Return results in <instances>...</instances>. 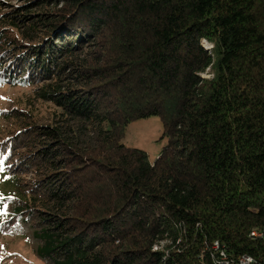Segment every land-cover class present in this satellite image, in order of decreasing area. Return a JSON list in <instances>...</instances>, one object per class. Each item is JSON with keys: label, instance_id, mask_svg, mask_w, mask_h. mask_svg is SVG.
<instances>
[{"label": "trees", "instance_id": "1", "mask_svg": "<svg viewBox=\"0 0 264 264\" xmlns=\"http://www.w3.org/2000/svg\"><path fill=\"white\" fill-rule=\"evenodd\" d=\"M3 84L33 90L3 112L0 233L46 264H264V0H28ZM152 116L155 159L123 141Z\"/></svg>", "mask_w": 264, "mask_h": 264}, {"label": "rangeland", "instance_id": "2", "mask_svg": "<svg viewBox=\"0 0 264 264\" xmlns=\"http://www.w3.org/2000/svg\"><path fill=\"white\" fill-rule=\"evenodd\" d=\"M28 0H0V12L10 11ZM206 44V42H204ZM32 86L0 85V139L5 138L14 128L12 119L4 118L3 112L14 108H25ZM35 113L45 116L50 105L35 102ZM162 136V122L158 116L138 119L126 130L123 141L130 146L144 149L151 159H155L166 143ZM3 188L0 181V191ZM0 264H46L34 253L32 245L23 236L0 233Z\"/></svg>", "mask_w": 264, "mask_h": 264}, {"label": "built area", "instance_id": "3", "mask_svg": "<svg viewBox=\"0 0 264 264\" xmlns=\"http://www.w3.org/2000/svg\"><path fill=\"white\" fill-rule=\"evenodd\" d=\"M252 234L254 236L261 235V233L256 232V231L252 232ZM238 264H260V263L251 256H242Z\"/></svg>", "mask_w": 264, "mask_h": 264}, {"label": "snow or ice", "instance_id": "4", "mask_svg": "<svg viewBox=\"0 0 264 264\" xmlns=\"http://www.w3.org/2000/svg\"><path fill=\"white\" fill-rule=\"evenodd\" d=\"M6 206H5V208H4V210H3V212H0V215H2V214H4V213H6Z\"/></svg>", "mask_w": 264, "mask_h": 264}]
</instances>
